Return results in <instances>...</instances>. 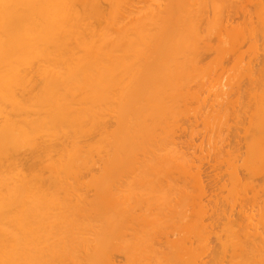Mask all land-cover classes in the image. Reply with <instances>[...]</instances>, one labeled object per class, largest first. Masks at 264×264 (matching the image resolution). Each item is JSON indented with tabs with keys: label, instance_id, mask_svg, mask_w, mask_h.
<instances>
[{
	"label": "bare ground",
	"instance_id": "6f19581e",
	"mask_svg": "<svg viewBox=\"0 0 264 264\" xmlns=\"http://www.w3.org/2000/svg\"><path fill=\"white\" fill-rule=\"evenodd\" d=\"M158 1L0 0V264H119L118 255L121 264H199V251L211 254L217 242L220 258L208 264H264V0L219 10L216 49L201 19L192 20L195 1L209 18V0ZM242 43L248 87L236 98L224 90L223 128L208 117L209 140L220 134L199 159L200 145L175 129L205 93L182 90L205 67L244 58ZM209 53L210 63L191 67ZM206 116L197 121L207 127ZM174 179L189 191L179 194ZM249 190L263 197L249 198L253 211L241 198ZM173 197L197 213L190 218L180 201L176 218Z\"/></svg>",
	"mask_w": 264,
	"mask_h": 264
},
{
	"label": "rangeland",
	"instance_id": "374dc122",
	"mask_svg": "<svg viewBox=\"0 0 264 264\" xmlns=\"http://www.w3.org/2000/svg\"><path fill=\"white\" fill-rule=\"evenodd\" d=\"M158 0H156V2H157ZM181 1V0H171L170 1V3L171 4H177V3H179V2ZM210 1H212V2H210ZM233 0H225V2H223L222 0H209L208 1V3H207V7H206V13H208L207 14V17L209 16V18H211L210 19V22H208V20H209V18H206V19H204V20H206L207 21V23H204L203 21V18H202V16L201 17H199L200 15L199 14H201V12H199L198 11V9H197V7L198 6H203V4L201 5L200 4V2H198V1H195L194 2V4H196V8L194 9L195 10V12H194V14H195V16H194V18H192V20H195V21H197L198 22V20L199 19H201L200 21H199V23H202V30H201V35H205V34H208V35H206V36H208L207 38H211V35L214 37H212L211 38V40H213V41H216V42H212L213 43V48H215L216 46L218 47V45H217V43H218V41L216 40V38H217V36L219 35V31H220V29H221V27L220 26H218V22L217 21H219L217 18H218V13H219V10L220 9H227V8H229L231 5H232V2ZM220 2V3H219ZM230 2V3H229ZM158 3L159 4H162L163 5V3L165 4L166 3V0H159L158 1ZM169 3V4H170ZM216 3H219L220 5H218V4H216ZM199 4V5H198ZM209 4L212 6H209ZM198 5V6H197ZM216 5V6H215ZM216 8H215V7ZM218 6V7H217ZM223 6V7H222ZM226 6H228L227 8H226ZM209 9V10H208ZM224 9V10H225ZM214 10H215V12H214ZM223 10V11H224ZM223 11H222V13H223ZM213 12L215 13L214 15H212L213 14ZM178 15V14H177ZM211 15V16H210ZM217 15V16H216ZM221 15V14H220ZM219 15V16H220ZM217 18H216V17ZM176 17H178V16H176V14L175 15H172L171 17H169V19H167L169 22H176V20L177 19H175ZM215 18L217 19L216 21H215ZM197 19V20H196ZM208 19V20H207ZM205 21V22H206ZM211 21H213V22H211ZM210 23V24H209ZM204 24V25H203ZM212 25V26H211ZM213 25H217V26H214V28H213ZM209 26V27H208ZM216 27V28H215ZM204 28V29H203ZM207 28V29H206ZM209 28H210V30H209ZM215 29H217V30H215ZM209 30V31H208ZM216 32H214V31ZM213 31V32H212ZM203 32V33H202ZM211 33H213V34H211ZM229 35H231V36H229ZM205 36V37H206ZM216 37V38H215ZM228 37H229V39H228ZM232 37H234L233 36V33H230V34H228L227 35V40H226V42H224V44L225 45H227V47H229V48H231V47H233V44H234V42H235V37L234 38H232ZM260 39L258 40V43H259V45L261 46V44H262V41H260ZM211 43V44H212ZM261 43V44H260ZM215 44V45H214ZM199 45V46H198ZM198 45H196V46H198V47H201V43H198ZM216 47V48H217ZM215 48V49H216ZM240 48H241V52L243 51V53H244V58H242L241 60H237L235 63H234V65H232V63H233V61H234V59L233 58H231V55L228 57V59L223 63V64H221V66H219V65H210V64H208V65H210L209 67H205L206 69L205 70H207L206 72L204 71V73L202 72L201 73V76L202 77H199V78H197L199 81V83L196 81L195 83H192V88H191V86H190V88H185L184 90H182V92H187L188 90V92L187 93H189V94H196V95H198V97H200L202 94H204L203 96L206 98V99H203L204 97L202 96V99H201V104H202V106L200 107L201 109H203L204 111H202L201 112V110H200V108H199V104H200V102H199V104L197 103V105L195 106H188V108L187 109H189V110H191L190 108H193L194 109V111L196 110V107H198L199 109H197L198 110V112H196V114H204L203 116H202V114H201V116H200V114L199 115H196L195 114V116H197V118H195V116H193L194 114V112L192 113V114H190V116L189 117H194V118H192V119H194V121L192 122V124H193V126H192V124H190L191 123V120L188 122V119H189V117L188 116H185V118H183V119H181L180 121H179V126L177 127V129H175V135L177 136L176 138H182V134L183 135H185V134H190L192 137H193V143L194 144H196L197 146L198 145H200V147H201V149L199 148V149H196L195 148V146H194V149H196V153H193V155L194 154H198L199 155V157H198V155H196L197 156V158H199V159H201L203 156H207L210 152L209 151H211V149H213L214 148V145L215 144H217L216 143V139H217V137L216 136H218L219 134H220V132L219 131H217V132H215L216 134H214V135H212V136H214L215 137V139H214V137H213V140H214V143L215 144H213V148H211L210 146H209V144H210V142L211 141H213V140H209L210 139V136H211V134H213V129H220V127H221V124L220 123H222L220 120H221V118L223 117V119L225 118V116H226V112L223 110V108L224 107H222L221 106V103L223 102V101H225L226 100V98L228 97V96H226V95H224V90L226 91V90H228L229 88H231L233 91V93H230L229 94V96L232 98L233 96V98H236V97H238V89L240 88V87H244V86H246V87H248V82H249V80L248 79H250V75L248 74V73H245L244 72V70H243V68L244 67H246V64L250 61L249 59H250V54L248 53V54H246L247 53V50H248V48H249V45L247 44V43H242V45L240 46ZM239 48V49H240ZM247 49V50H246ZM214 53H209V54H207L206 56H205V58H203L200 62L202 63V61L204 62L203 64H199L198 66L196 65V63H195V66H191L192 68L193 67H196V68H198L199 66H204V65H206L205 64V62H208V63H210L211 61H212V57H214V55H213ZM246 54V55H245ZM211 55H213L212 57H211ZM247 55L249 56V57H247ZM211 58V59H210ZM247 58V59H246ZM178 60L180 61V59H177V60H175V62L177 63L178 62ZM210 60V61H209ZM230 60V61H229ZM245 61V62H244ZM200 62H197V63H200ZM228 62V63H227ZM226 63V64H225ZM242 63V66L240 65L239 66V64H241ZM246 63V64H245ZM259 63V62H258ZM238 64V65H237ZM244 64V65H243ZM223 65H224V67H223ZM227 65V66H226ZM259 65V64H258ZM215 66V67H214ZM255 66V65H254ZM190 67V68H191ZM225 67H227V68H225ZM230 67V68H229ZM236 67H237V69H236ZM215 68V69H214ZM228 68H229V70H228ZM255 69L256 68H258V66H255L254 67ZM212 69H214V70H212ZM222 69V70H221ZM226 69V70H225ZM240 69V70H239ZM218 70V71H217ZM235 70H237V71H235ZM214 71V72H213ZM216 71V72H215ZM208 72V73H207ZM228 72V73H227ZM231 72H233V73H231ZM235 72H236V74H235ZM234 74V75H233ZM264 74V73H263ZM207 76V77H206ZM234 76V77H233ZM205 78H207V79H205ZM248 78V79H247ZM203 79H205V80H203ZM203 82H202V81ZM212 80V81H211ZM217 82H216V81ZM240 80V81H239ZM208 82V84H207V82ZM216 83H214V82ZM206 82V83H205ZM236 83V84H235ZM197 84V85H196ZM199 84V85H198ZM201 84V85H200ZM203 84V85H202ZM212 84V85H211ZM205 85V86H204ZM211 85V86H210ZM195 86H198V87H200V88H197V87H195ZM209 86L210 87H212V89L211 88H209ZM218 86V87H217ZM227 86H228V88H227ZM237 86V87H236ZM193 87H194V89H193ZM203 87H204V89H203ZM205 87H208V90L207 89H205ZM215 87V88H214ZM233 87V88H232ZM217 88V89H216ZM236 88H237V92H236ZM192 89V90H191ZM222 90V91H219V90ZM186 90V91H185ZM205 90V91H204ZM206 90H207V92H206ZM211 90H213V92H211ZM235 90V91H234ZM201 91V92H200ZM211 92V94L210 93H208V92ZM204 92V93H203ZM220 92V94L218 95L217 93H219ZM198 93V94H197ZM223 93V94H222ZM235 93V94H234ZM222 95V96H221ZM231 95H233V96H231ZM226 98H225V97ZM218 97V98H217ZM221 97V98H220ZM205 100V101H204ZM243 101H245V98H243ZM253 102V101H252ZM200 104V105H201ZM204 104H205V106H204ZM206 105H209L208 106V108H207V106ZM204 107V108H203ZM209 107H211L210 109H209ZM217 109V110H216ZM206 110V111H205ZM210 110V111H209ZM211 110L212 111H217L216 113L218 114L219 112V114H218V116L219 117H215V115L214 116H212V115H210L212 112H211ZM219 110V111H218ZM222 111V112H221ZM204 112V113H203ZM225 112V114H223ZM206 113H207V116H206ZM231 115H232V112H229V114L227 115V117H231ZM204 116H206V121H207V127L205 126V124H202L201 123V121H197L200 117H201V119L200 120H202L203 118H204ZM211 118L213 121H215V124H216V128L214 127L213 128V121L211 120V119H209V118ZM217 118L216 120H215V118ZM190 118V119H191ZM232 118V117H231ZM205 120V119H204ZM212 122H211V121ZM197 121V122H196ZM206 121H204V122H206ZM208 121H209V123H211L212 124V126H211V124H209L208 123ZM197 124H196V123ZM202 122H203V120H202ZM219 122V123H218ZM224 122V121H223ZM208 124H209V126H208ZM218 124V125H217ZM244 125H246V123H243ZM220 125V126H219ZM224 125V124H223ZM223 125H222V127H221V129L220 130H222V128H223ZM244 125H242L243 127H244ZM248 125V124H247ZM195 126H196V130L198 131H196L195 130ZM219 126V127H218ZM194 127V130L193 131H191L192 130V128ZM218 127V128H217ZM246 127V126H245ZM213 128V129H212ZM247 128H249V127H247ZM241 129L243 130V129H245V128H242L241 127ZM246 130V129H245ZM244 130V131H245ZM194 131H196V132H194ZM232 131H233V128H231L230 129V133L229 134H231L232 133ZM243 131V132H244ZM247 131H250V130H248L247 129ZM219 132V133H218ZM242 132V131H241ZM242 132V133H243ZM180 136V137H179ZM191 136L189 137V138H191ZM185 138H187L188 140H189V138L187 137V136H184V138L182 139V140H184ZM179 139V140H180ZM187 139H185V140H187ZM187 140V141H188ZM208 140H209V144H207L206 145V143H208ZM181 141V140H180ZM186 141V142H187ZM183 142V141H182ZM185 142V141H184ZM213 143V142H212ZM184 144V143H183ZM188 144H190L191 145V143L190 142H187V144L185 143L184 145H188ZM209 146V147H208ZM187 147V146H186ZM199 147V146H198ZM197 147V148H198ZM211 148V149H210ZM210 149V150H209ZM190 150H192V149H189V151ZM186 151V150H185ZM188 153V151H186V154ZM191 153H192V151H191ZM189 154V153H188ZM211 154V153H210ZM192 155V154H191ZM200 155H203L201 158H200ZM194 157V156H193ZM240 162V161H239ZM98 167H95L94 169H97ZM174 168V167H173ZM177 168V167H176ZM175 168V169H176ZM208 168V167H207ZM206 167H205V170L207 169ZM171 169H172V167H171ZM174 169V170H175ZM180 169V167L179 168H177V171H180L179 170ZM208 170V169H207ZM94 171H96V170H94ZM97 171H99V169H97ZM171 172V171H170ZM181 172V171H180ZM173 173V172H172ZM171 173V176L173 175V178H174V174H172ZM174 173H177V172H175L174 171ZM185 173V172H184ZM178 174V173H177ZM177 174H176V177H178L179 178V176L180 177H183V176H181V175H183V173L181 174V175H179V176H177ZM186 174V173H185ZM186 176H187V174H186ZM186 176H185V178H186ZM171 178L172 177H170L169 179L171 180ZM172 178V179H173ZM184 178V177H183ZM183 178H181V180H183ZM176 180H177V178H175ZM174 179V180H175ZM187 179V178H186ZM257 179V180H256ZM256 179H254V182L255 181H257V184H258V182L260 183V178L258 179V177H256ZM168 180V179H167ZM175 180V181H176ZM188 180H189V178L187 179V180H184V182L185 181H187V182H185V184L187 183V185L189 186V189H192L191 188V186L189 185V184H191V183H189L188 184ZM164 181V180H163ZM162 181V182H163ZM166 181V180H165ZM164 181V182H165ZM175 181L173 182L174 184L173 185H175L176 184V187L178 188V192H179V189L181 188V192H182V186L184 185H181L180 184V182L177 184V181H180V178H179V180H177L176 181V183H175ZM163 182V183H164ZM189 182H190V180H189ZM183 183V182H182ZM145 185V184H144ZM181 185V186H180ZM180 186V187H179ZM185 186V185H184ZM183 186V187H184ZM93 189H92V187L89 189V191H86L87 192V194H88V197H92L95 193L94 192H96V190H94L95 188L97 189V187H95L94 185H93ZM146 187H148L147 185H146ZM175 187V186H174ZM175 187V190H174V188H173V190L172 191H176V188ZM187 187V186H186ZM264 187V186H263ZM261 189H263L262 191H261ZM261 189H259V191H261V192H259V194L261 193H263L262 195H264V188H261ZM94 190V191H93ZM185 190H187V188H185ZM185 190H183V192H185ZM193 190V189H192ZM92 191V192H91ZM187 191H189V190H187ZM191 191V190H190ZM177 192V191H176ZM175 192V194H178V193H176ZM244 192V191H243ZM246 192V191H245ZM244 192V196L243 197H241L242 199H244V197L246 198V199H248L247 201H249V198H250V200H252V198H255V197H258V190H256L255 191V193L252 191V190H249L248 192H250L251 193V195H250V193H249V195H248V193H245ZM187 193H189V192H187ZM186 193V194H187ZM253 193V194H252ZM173 195V192H172V196H176V195ZM179 194H180V192H179ZM182 194V193H181ZM186 194H182V197L181 196H179L180 198H182L183 199V195H186ZM246 194V195H245ZM256 194V196H254ZM259 195L260 197L262 196V195ZM90 195V196H89ZM222 195H227V193L225 192V191H223V194ZM243 194L241 193V195H239V197L240 196H242ZM220 196V195H219ZM254 196V197H253ZM177 197V196H176ZM260 197H258V200L259 199H262V198H260ZM174 199V201H175V197H173ZM180 198H179V200L177 201V202H179V205H178V203H176V201L174 202V203H176L175 204V206L176 205H178V207H176L177 209V212H174L173 210H172V212H174L173 214H175V216L176 215H179L180 213H179V211L178 210H180V208H181V204L182 203H187L186 205H188V203H190V200H188V202H187V198H185L186 199V202L184 201H181L180 200ZM184 200V199H183ZM182 203H181V202ZM246 201V200H245ZM246 201V202H247ZM259 201H261V200H259ZM246 202H244V203H246ZM251 201H249V203H250ZM181 203V204H180ZM249 203H246V205L250 208H252V209H250V210H252L253 211V209L255 210V207H252V206H249V205H251L252 204V202L249 204ZM193 203H192V201H191V205H188V206H185L184 204H183V206H185L186 207V210H185V212L186 213H188V214H190V218L192 217L191 215H193V212H196L197 213V211H196V208L194 207V205H192ZM245 205V206H246ZM174 206V207H175ZM191 208H190V207ZM192 206H193V209H194V211L193 210H191L192 209ZM242 206H243V204H242ZM244 207L243 206V208H245V210H247V212H248V207ZM173 207V208H174ZM185 207H182V208H184L185 209ZM179 208V209H178ZM182 208H181V214L182 215H184L183 214V211H184V209L182 210ZM237 208H238V206H237ZM236 208V209H237ZM256 209H258V206L256 207ZM190 210L192 211L191 213H190ZM249 210V213L251 212ZM172 212L170 213V214H172ZM184 212V213H185ZM177 213V214H176ZM186 213H185V215H186ZM172 214V215H173ZM172 215H170V216H172ZM195 215V214H194ZM170 216H169V218H170ZM218 216V215H217ZM188 218V215L187 216H185L184 218ZM221 216H219V217H216L215 216V218H216V220H219V221H221L220 222V224H221V226L220 227H222L223 226V219H222V217L220 218ZM169 218H167L168 219V221H171V220H169ZM173 218V217H172ZM172 218H170V219H172ZM176 218H178V219H180L179 217H177L176 216ZM186 218V219H187ZM166 219V220H167ZM186 219H185V221L184 222H186ZM174 220V219H173ZM181 220V219H180ZM183 220V219H182ZM219 221L216 223V225L219 223ZM224 221H225V219H224ZM167 222V221H166ZM172 222V221H171ZM176 222V221H175ZM177 222H179V224L181 225L182 223H180L181 221H177ZM174 223V222H173ZM165 224V223H164ZM177 224V223H176ZM178 224V225H179ZM220 224H218V226H215V228L217 227H219V225ZM166 225V224H165ZM260 226V225H259ZM181 227V226H180ZM219 227V228H220ZM217 228H216V231L218 232V230L220 231V232H218V234L220 235V238H221V241H225V239H223L222 237L224 236V235H222L223 233H222V231H221V229H218L217 230ZM174 230V229H173ZM177 230H178V228H177ZM175 231V230H174ZM178 231H180V230H178ZM177 232V231H176ZM171 233L172 232H170V235L167 237V240L166 241H169L168 240V238H170V237H172L173 236V233H172V235H171ZM175 234V233H174ZM176 234H178V232L176 233ZM179 235V234H178ZM178 235H176V236H178ZM203 235H204V233H203ZM225 237H226V235H225ZM173 238V237H172ZM163 239H164V237H163ZM163 239H160V240H162V242H163V244H164V240ZM171 239V238H170ZM223 239V240H222ZM172 240H174V238L172 239ZM165 241V242H166ZM161 242V243H162ZM222 244V243H221ZM221 244H219L218 242L216 243V246H215V248L214 247H212L213 249L212 250H214V251H212V253L210 254V252H205V253H209V254H205V253H202L201 251H199L200 253H199V255H197L198 257H197V260L198 259H200L198 262H199V264H201L203 261H204V263L203 264H205V263H207V261H208V263L213 259V258H215V257H218V258H220V255H219V250H220V245ZM210 246H213V244H210ZM219 249V250H218ZM216 250V251H215ZM217 250H218V252H217ZM214 253H216V254H214ZM204 254V255H203ZM213 254V255H212ZM215 255V256H214ZM201 256V257H200ZM211 258H210V257ZM122 257V258H121ZM206 257H208L209 259H207ZM124 257L123 256H121V255H118L117 257H116V261H117V263H119V264H121V263H124V259H123ZM202 259V260H201ZM207 263V264H208Z\"/></svg>",
	"mask_w": 264,
	"mask_h": 264
}]
</instances>
